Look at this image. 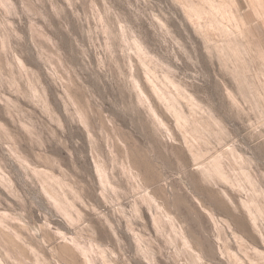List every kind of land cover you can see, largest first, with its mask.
I'll list each match as a JSON object with an SVG mask.
<instances>
[{"label":"rangeland","instance_id":"obj_1","mask_svg":"<svg viewBox=\"0 0 264 264\" xmlns=\"http://www.w3.org/2000/svg\"><path fill=\"white\" fill-rule=\"evenodd\" d=\"M0 264H264V0H0Z\"/></svg>","mask_w":264,"mask_h":264}]
</instances>
